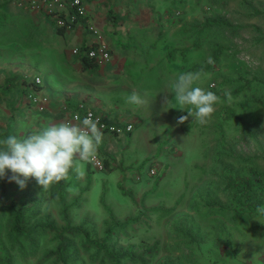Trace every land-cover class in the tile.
Wrapping results in <instances>:
<instances>
[{
    "label": "rangeland",
    "instance_id": "obj_1",
    "mask_svg": "<svg viewBox=\"0 0 264 264\" xmlns=\"http://www.w3.org/2000/svg\"><path fill=\"white\" fill-rule=\"evenodd\" d=\"M246 1L261 14L248 10L240 0H150L151 7L169 18L170 48L178 50L176 55L191 47L196 33L201 30L205 38L202 37L196 52L191 50L186 54L190 61L207 63L211 55L209 41L223 46L224 53L216 72H209L198 82V86L206 91L213 92L217 88L222 102L215 105V112L203 125L191 117L185 123L177 124V118L187 112L181 113L177 109L180 106L171 102L164 111L165 87L150 81L147 90L141 94L145 122L133 138L123 139L129 153L117 156L108 172L91 171L90 182L83 162L77 170L70 171L65 201L70 203L79 191H83L79 198L80 208L70 215L73 224L79 225L85 220L87 228L101 238L103 222L109 220V214L119 222L135 220L126 229L118 231L113 241L116 247L132 246L134 253H145L146 264H219L215 256L219 248L221 253L232 247L241 248L246 239L250 243L247 247L253 250L256 245L252 241L261 238L264 242V217H258L256 211L246 213L244 221L232 226L220 169L221 164L234 163V158L239 157L252 159L254 167L264 174V105L260 99L253 101V89L246 88V93L236 90L245 80L264 85V0ZM68 50L69 46L65 47L64 55L67 56ZM232 56L242 64H231ZM44 57L49 62L53 59L50 54H43ZM75 74L80 75L79 72ZM212 84L216 87H211ZM226 91L231 93V102L224 95ZM240 95L250 99L248 104L240 105L244 98ZM168 98L174 102V93H169ZM189 107L192 106L184 110ZM227 107L234 108L246 126L226 120L223 110ZM216 124L221 125L225 135L224 154L218 165L215 160L219 135L214 127ZM21 132L23 128L19 126H14L13 130L0 127V139L19 136ZM116 148L120 145L113 149L116 151ZM161 151H166L163 162L167 161L168 167L154 169L152 159L157 161ZM15 189L12 191L14 198L27 189L33 190L37 198H42L40 216L48 214L61 225L60 206L52 194L53 185L42 190L35 178H31L24 189ZM208 201L214 204L213 208L207 207ZM257 218L261 223L255 220ZM6 221L7 218L2 222L0 234V259L8 254L10 264H56L54 258L48 257L56 246L52 236H39L34 249H30L23 239L11 245ZM82 240H74L78 259L73 264H101L99 258L90 259L94 249L86 253L81 248ZM216 245L217 252L211 255V249ZM149 249L152 251H147Z\"/></svg>",
    "mask_w": 264,
    "mask_h": 264
},
{
    "label": "crops",
    "instance_id": "obj_2",
    "mask_svg": "<svg viewBox=\"0 0 264 264\" xmlns=\"http://www.w3.org/2000/svg\"><path fill=\"white\" fill-rule=\"evenodd\" d=\"M82 2L87 21L98 30L111 52L110 62L95 70H83L80 56L73 54V50L95 42L85 28L76 26L62 32L55 27L53 18L30 9L28 0H0V39H5L0 41V127L13 130L19 126L23 128L21 133L38 131L51 122H61L66 103H85L108 123L133 128L119 136L103 134L98 156L107 165L101 171L108 172L117 156L129 153L123 139L133 138L145 122L142 105L129 103L128 97L135 91L142 98L150 81L162 84L169 96L171 84L182 70L168 58V17L164 12L151 13L150 0ZM43 54H50L51 62ZM36 77L41 80L40 89L33 84ZM35 89L49 99L43 113L27 101ZM171 103L175 105L176 101ZM115 145H120L116 151ZM166 156V151H161L157 161L152 159L154 169L168 167L167 161L163 162ZM249 244L244 239L241 248L232 247L223 253L221 248L216 251L221 245L217 244L211 255L217 252L219 264H250L255 253L264 252V242L261 238L252 241L256 245L253 250L247 247Z\"/></svg>",
    "mask_w": 264,
    "mask_h": 264
},
{
    "label": "trees",
    "instance_id": "obj_3",
    "mask_svg": "<svg viewBox=\"0 0 264 264\" xmlns=\"http://www.w3.org/2000/svg\"><path fill=\"white\" fill-rule=\"evenodd\" d=\"M240 2L254 14H261V12L250 2L246 0H240ZM149 9L151 13L159 14V11H156L153 7ZM108 13L109 15L111 14L110 10ZM77 21V26L85 28V23L82 19H78ZM58 30L62 32L66 31L64 29ZM202 33V30L197 32L196 38L192 42L191 47L181 50L179 55H176L178 50L176 51L175 48H170L168 58L171 62L174 61L180 65L182 70L180 74L186 71H198L203 69L204 73L208 75L209 72H214L218 68L217 66L221 63L220 60H222L221 57L224 53L223 46L215 41H209L211 49L210 57L214 60V64L205 63L202 65L200 62H193L187 58L186 54L188 52H191V50L196 52V49L199 48L202 37L205 38V35L202 36ZM92 47L93 43L82 46L78 49V55L80 56L83 70H95L101 67L87 57V52ZM232 58L234 60L230 62L231 64H242V62L235 60L234 56H232ZM229 61L230 59L227 60V62ZM219 86H221V84H219ZM213 87L216 86L213 84ZM263 87L264 85L262 82L257 81L254 84L252 81L245 80L242 84H239L236 90L238 93H246V88L249 90L253 89L255 92V94H251L253 101L260 99V103L264 105V102L262 101V96L264 99ZM36 88L40 89L41 87ZM213 92L217 95L219 94L217 88H215ZM242 97L244 98L239 102L240 105H245V103L248 104L247 101L250 99H246L245 96ZM66 106L76 109V103L68 102L66 103ZM223 111L226 120H235L238 125L243 124V126H246V124L244 125V120L234 108L231 107L228 109L227 107ZM214 127L218 130L217 134H219L217 140L218 147L215 155V160L217 161L216 165H218L220 164L219 159L224 154L223 142L225 135L220 124H216ZM83 163L87 166V179H89L90 182V172L101 170L93 168L87 162ZM102 166V170L107 167L105 164H102ZM220 169L223 183L222 189L228 199L226 209L229 211V221H231L232 226H237L238 223L245 220L244 216L246 213L254 212L258 205L264 206V174L262 171H259L254 167L252 159L248 160L239 157L234 158V163L221 164ZM10 175L11 172L9 171V176ZM69 178L70 176L68 179ZM68 182L69 181L66 179L53 185L52 194L55 195L60 206L59 216L61 225H58L48 214L40 216L42 198H37L33 190L27 189L22 192L18 198H14L12 191L16 190L15 187L20 188L19 185L15 181L10 182L7 178H0V234L2 230V222L7 218L6 225L11 236V245L16 244L19 239H23L29 244L30 249H34L36 240L39 236H52V239L56 242V246L53 251L48 253V257L54 258L56 264H73L77 261L78 250L74 245V240L77 238L83 239L81 242V248L86 253L94 249V253L90 254V259L95 261L99 258L101 264H124V262L135 263L137 261L141 264H146V261L144 260L145 253H134L132 246H127L126 248L116 247V242L113 241L114 236L117 235L118 231L126 229L129 225L134 223L135 220L131 219L124 222L115 221L111 214L108 213L109 220L103 222L104 230L101 238H97L96 232H91V230L87 228V221L82 220L79 225L73 224L70 215L73 210L80 208L79 198L83 191H79L77 196L70 203H67L65 199L70 183ZM206 205L209 208L214 207V204L210 201H208ZM153 210L160 211V209ZM227 239L229 238L227 237ZM147 251L152 250L149 249ZM9 259V255L4 254V257L0 259V262L1 264H10Z\"/></svg>",
    "mask_w": 264,
    "mask_h": 264
},
{
    "label": "clouds",
    "instance_id": "obj_4",
    "mask_svg": "<svg viewBox=\"0 0 264 264\" xmlns=\"http://www.w3.org/2000/svg\"><path fill=\"white\" fill-rule=\"evenodd\" d=\"M207 63L214 64V60L209 57ZM204 75L203 69L186 71L172 82L171 93L180 106L177 109L187 112L177 118V124H183L191 117L203 125L215 112V105L222 102L216 93L198 86ZM224 95L228 102L232 101L230 92L226 91ZM172 100L164 96L163 110ZM128 102L142 105L144 100L133 91ZM185 106L192 107L184 110ZM102 128L100 119H93L89 112L83 119L76 114L69 120L51 122L26 135L21 133L0 139V178L15 181L21 189L27 186L29 178H35L42 190H48L55 183L68 179L70 171L77 170L80 162L91 163L97 159L103 139ZM255 211L258 217H264V206L258 205ZM255 220L260 222L259 218ZM262 256L264 252L255 253L250 264L257 261L264 264Z\"/></svg>",
    "mask_w": 264,
    "mask_h": 264
},
{
    "label": "built area",
    "instance_id": "obj_5",
    "mask_svg": "<svg viewBox=\"0 0 264 264\" xmlns=\"http://www.w3.org/2000/svg\"><path fill=\"white\" fill-rule=\"evenodd\" d=\"M28 7L33 10H38L45 15L53 18L57 29L66 31L73 30L77 25V20L82 19L85 23V29L94 37L95 42L93 47L87 52V57L93 60L98 66H105L111 60V52L109 47L102 42V36L98 30L87 21L86 8L82 0H28ZM73 54L78 55V49L73 50ZM36 87H41L40 78L36 77L33 80ZM213 87V84L211 85ZM40 90H32L27 96V101L32 104L39 113H43L49 103L46 95L40 94ZM91 112L93 119L99 118L103 125V134L119 136L132 131L131 125L118 126L108 123L103 116L87 106L85 103L76 104V109L66 106L63 112L62 121L69 120L76 114H79L81 119L85 118ZM89 163V162H87ZM93 168L102 170V163L97 156L94 162L89 163Z\"/></svg>",
    "mask_w": 264,
    "mask_h": 264
}]
</instances>
